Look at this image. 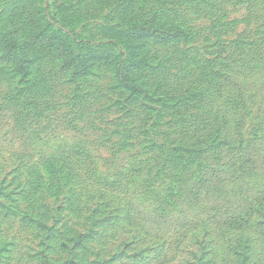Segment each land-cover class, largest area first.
Wrapping results in <instances>:
<instances>
[{
	"label": "rangeland",
	"instance_id": "obj_1",
	"mask_svg": "<svg viewBox=\"0 0 264 264\" xmlns=\"http://www.w3.org/2000/svg\"><path fill=\"white\" fill-rule=\"evenodd\" d=\"M158 9L190 36L150 46L159 69L136 71L149 93L133 103L112 68L72 79L36 53L22 77L20 44L13 60L0 48V264H264V0H171ZM105 16L87 0H0V33L24 42L37 29L90 31ZM183 52L192 65L178 60ZM160 70L172 76L160 75L165 86L151 93ZM191 94L208 103V122L228 120L231 148L194 195L153 217L165 192L158 198L154 187L162 146L193 140L162 103ZM46 156L71 157L70 165Z\"/></svg>",
	"mask_w": 264,
	"mask_h": 264
},
{
	"label": "trees",
	"instance_id": "obj_2",
	"mask_svg": "<svg viewBox=\"0 0 264 264\" xmlns=\"http://www.w3.org/2000/svg\"><path fill=\"white\" fill-rule=\"evenodd\" d=\"M87 1L90 5L105 10L106 16L104 23L99 24L98 27L91 28L90 31H87L85 26L74 30L75 28L72 25L70 28L68 27L70 31L74 30L72 32H67L63 28L58 27H55L53 32L37 29L29 33L24 42L19 41L16 37L7 33H0V48L5 53V56L2 53L1 58L4 60H13L12 49L17 44H20L22 50L26 52L17 67V73L22 77L29 75L36 53L52 56L56 65L55 73L71 74L72 79L88 76L97 66L112 68L118 87L127 95V101L133 103L149 93V91L147 92L145 90L144 84L141 85L138 83L139 80L136 77V71L139 69L157 71L159 69V64L154 65L155 63L150 55V46L167 47L170 44H176L182 40L188 41L191 30H185L173 22H162L160 20L163 12L159 11L158 8L162 7L166 1L171 0ZM27 5L28 3H25L18 8L21 11H25ZM21 11L19 10L20 14ZM112 16H115V18ZM77 18L79 19L78 15ZM116 19L117 23H110ZM87 28L89 27L87 26ZM84 32H86V35L83 34ZM64 36L66 38L69 37L70 40L66 41ZM180 59L184 60L182 63L192 65V57L188 56L186 52L181 53L178 60ZM169 61H173L171 57H167L164 60L165 63ZM178 68L184 69L185 67ZM160 75H164L165 78L172 76V74L167 75L161 72V70L154 74L155 84L154 86H150L153 88L151 93L160 91L165 86L159 78ZM200 82L198 80L195 95H199L202 98L204 97V93L203 90H200ZM193 99L194 95L191 94L185 101H181L182 99L178 97V103H162V106H171L173 110V114L170 115L173 118L172 124L175 127H189L187 137L190 138L192 135L193 140L189 139L184 143L180 137L176 145L162 146L166 149L161 164L164 175L163 179L157 185H154V187L157 190L156 195L158 198L161 196L160 192H165L160 199L161 202H159L161 207L155 208V214L151 215L153 217H162L163 215H160L161 213L159 212L164 214L172 205L173 201L176 200V205H179L180 202L186 200L189 194L190 196L191 194L194 195L195 192L193 193V190H195L198 184L206 182L205 175L214 168H219L222 161H218V158H220L221 154L226 153L231 148L232 143L229 141V137H227V135H230L227 132L228 120H222V117H219L223 124H220L218 119L214 120L213 123L208 122L205 114V107H207L208 103H192ZM146 104L149 105L147 108L153 110L154 107L150 105L160 103ZM194 110L196 113L188 114V112ZM158 112L160 115V111ZM236 132L238 131L236 130ZM178 134L181 136L180 133ZM237 135L240 137L239 133ZM241 141L242 139L240 141L238 140L237 144L235 143L237 147ZM73 149L67 147V151L70 153L74 152ZM55 150H59L64 154V145L55 146ZM212 152H216V155H214L216 161L214 160L211 164L209 160ZM43 158L49 160L58 159L70 165V159L67 158L71 157L46 156ZM156 164L157 166L159 165L158 161ZM171 174L172 178L166 177ZM98 179L100 185H106L105 183H108L100 175ZM181 182L184 183L180 184ZM184 185H188L189 189L183 191L182 187ZM160 187H162V190H160ZM221 198L222 195L218 194V201ZM131 206L135 207L133 204Z\"/></svg>",
	"mask_w": 264,
	"mask_h": 264
}]
</instances>
